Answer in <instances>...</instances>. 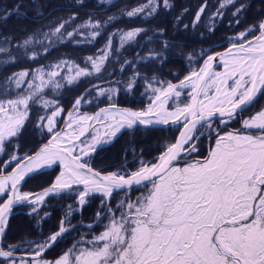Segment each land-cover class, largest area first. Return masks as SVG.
<instances>
[{
  "label": "snow or ice",
  "instance_id": "obj_1",
  "mask_svg": "<svg viewBox=\"0 0 264 264\" xmlns=\"http://www.w3.org/2000/svg\"><path fill=\"white\" fill-rule=\"evenodd\" d=\"M97 3L110 6L115 0ZM76 4L83 6L84 0H76ZM249 6H237V0H218L204 25L206 31L214 34L217 20L223 19L229 7L233 11L228 26H239ZM19 7L3 11L10 16ZM172 8L171 0H145L122 16L147 20L161 9ZM207 9L205 0L184 30L199 26ZM187 12L184 9L176 17L177 25ZM88 16L82 23H75L79 20L75 13L57 18L31 35L25 32V38L14 47L23 51L22 59L36 62L65 42L93 43L119 19L108 16L101 21L93 20L92 13ZM148 31L141 27L115 29L97 54L83 58V67L58 58L0 81L2 264H264V103H258L264 98V19L224 37L229 46L221 52L212 53L209 48L197 55L188 53L189 71L175 83L156 74L139 73L133 61L119 63L121 51ZM165 34L164 29L153 32V36ZM6 40L11 45V38ZM160 44L169 50L167 40ZM11 51V46L0 47V55L10 56ZM166 59L151 49L148 56L137 54L141 62ZM109 61L119 64L121 73L131 67V76L126 81L112 79L117 71L113 69L105 78ZM17 62L11 58L3 65ZM216 63L222 70H216ZM81 78L99 82L90 84L65 109L60 103L62 90L77 85ZM138 86L146 98L143 107L117 103L121 92L132 95ZM105 99L106 106L95 113L82 111ZM37 109L33 123L32 113ZM232 123L239 128L225 131ZM30 124L41 139H47L35 152L20 154V140ZM137 128L175 129L178 135L166 140L164 150L153 160L143 159V150L137 154L133 148L126 149L125 156L131 152L133 159L125 160V165L132 163L135 168L122 166L106 172L93 166L94 155L105 145L122 131L134 134ZM204 140L209 142L206 154L200 150ZM57 168L47 183V174ZM29 180H45L47 186L37 183L38 191H25ZM133 191L140 195L133 199ZM53 197L74 198L79 207L67 205L58 230L43 239L5 246L10 218L18 207L27 209L25 215L40 225L38 234L44 236L43 222L51 216L44 209ZM96 198L100 205L94 222H80L89 233L74 239L55 259H46L51 248L76 230L70 218L82 215L83 208ZM97 226L103 228L99 234L91 231Z\"/></svg>",
  "mask_w": 264,
  "mask_h": 264
},
{
  "label": "trees",
  "instance_id": "obj_2",
  "mask_svg": "<svg viewBox=\"0 0 264 264\" xmlns=\"http://www.w3.org/2000/svg\"><path fill=\"white\" fill-rule=\"evenodd\" d=\"M143 2H145V0H115V3H111L110 6H104L98 4L97 0H84L83 6H78L76 0H0V7H4V9L7 8L8 11H13L15 5H20L19 10L10 16L7 14L3 17L7 12L3 10L0 12V47H12L10 56L7 54L0 55V81H3L4 77L9 76L14 72L34 68L38 65H45L49 62L56 61L58 58L73 59L78 65L85 66L83 58L95 54L101 49L107 39L108 33L115 29L141 27L146 28L149 31L139 36L136 44L126 46L121 51L119 63H123L124 59H127L136 64V70L141 74H147L149 76L156 74L162 79L177 82L189 71L187 60L188 53L191 52L194 55H197L196 53H199L205 47L214 44L216 45L213 46L211 50L223 49L224 46L228 44L224 37H230L231 35L242 31L244 28L262 19L264 15V0H237V6L241 3L250 5L246 12L241 16L242 23L239 26H236L235 24H233L232 27L228 26L233 11V8L229 7L226 10L223 19L217 20L214 34L206 31L204 25L207 22L208 16L217 7L218 0H207L208 9L204 13L200 25L195 29L189 26L187 30H184V25H191L197 9L205 3V0H171L174 4V8L170 11H164L161 9L159 14L154 18L147 20H143L139 17L129 19L126 16H122L123 12L131 10L133 7ZM184 9H188V12L183 15L182 22L177 25L176 17L180 16ZM73 13L79 16V20L75 23H82L87 20L89 18V13L93 14V20L99 19L103 21L108 16H115L119 19L108 26L104 31V34L93 43L77 45L72 41H68L55 47L46 57H43L36 62H29L28 60L21 58L23 56V51L21 50L18 52L14 45L22 42L25 38V32L31 35L34 31L41 29L43 26L55 21L57 18H66ZM158 29L166 30V34L162 36H153V32ZM201 33L204 34L203 38H201ZM148 37H152V42H148ZM6 38H11V45H9ZM162 40L168 41L169 50L165 51L163 49L160 44V41ZM117 41L118 40H115L114 43L117 44ZM150 49L162 53L167 59L163 62L160 60H149L147 62L137 60V54L140 55L141 53L149 52ZM39 51L43 50L39 49ZM7 57L16 58L18 62L4 66L3 61H6L5 59ZM201 62L202 60L200 63ZM118 68L119 64L114 63L113 61L107 62L105 78H107V73L112 72L113 69H117V71L115 75L111 77L112 79H122L126 81L131 76V67H127L123 73H121ZM177 73L178 75H175ZM97 82L99 81L92 78H81L77 85L69 86L62 90L63 98L60 100V103L65 109H69L74 99L83 90L90 86V84ZM142 91V87L138 86L135 88L132 95L121 92L117 103L120 106L143 107L144 103H146V98L141 95ZM106 104L107 100L105 99L104 102L99 103L98 106L96 103H93L90 106L83 107L82 111L93 112L98 109V107ZM37 111L38 109L32 113L33 123L36 121ZM229 126L233 128L236 125L230 124ZM225 129L230 130L229 128ZM175 134V129L172 131H144L137 128L134 134L124 130L114 142L105 145L94 155L93 166L97 169L102 168L106 172L117 170L122 166L135 168L136 165L132 163L125 165V160L131 161L133 159L131 152H128L127 157L125 156L126 149L133 148L137 154L143 150V159L153 160L154 157L164 150L162 144L165 143L166 140L172 138ZM46 139V137L41 139L38 132L34 130L30 124L25 130L23 137H21L20 154L32 152L35 146L44 142ZM200 150L202 154H206V140L201 144ZM4 159H7V157H4ZM58 169L59 168L47 174V183L51 182V179L54 178ZM37 183H39L40 186H47L45 180H29L27 184H25L23 190H39ZM121 194L113 200V204L117 202ZM48 205L49 207L45 208L44 211L50 212L51 216L43 222V237L40 236L37 231L40 225H37L33 219L25 215L27 209L20 207L16 208L10 218L7 235L4 237L5 246L9 244H17L25 239H43L58 229L57 226L61 220L62 214L66 211L67 205H72L73 208L79 207L74 203V198L69 199L67 197L49 198ZM99 205V199H94L87 207L83 208L82 215L74 214L70 218L71 224L81 220L83 223H93L96 213L99 210ZM75 225L77 226L76 230L68 233L61 242L51 248V250L46 253V259H55L61 254L62 250L67 249L73 244L74 239H79L81 234L89 233L88 228L82 227L80 224ZM102 230V227L97 226L91 231L95 234H99ZM87 238L90 239L91 235H88ZM0 264H2V261H0Z\"/></svg>",
  "mask_w": 264,
  "mask_h": 264
},
{
  "label": "rangeland",
  "instance_id": "obj_3",
  "mask_svg": "<svg viewBox=\"0 0 264 264\" xmlns=\"http://www.w3.org/2000/svg\"><path fill=\"white\" fill-rule=\"evenodd\" d=\"M1 5V4H0ZM2 10H4V7H0V12L2 11ZM264 16V15H263ZM86 21V20H85ZM231 36H233V35H231ZM118 40V39H117ZM216 44H214V45H212V46H208V47H205L203 50H207V49H209V48H212L213 46H215ZM116 46H118V41H117V44H113V47H116ZM227 46H229L228 44L226 45V46H224V48H226ZM223 48V49H224ZM220 50H222V49H220ZM220 50H217V49H213V50H211V52L212 53H214V52H217V51H220ZM98 52V51H97ZM97 52L95 53V54H97ZM199 52V51H198ZM201 52V51H200ZM199 52V53H200ZM199 53H196V54H199ZM95 54H91V55H95ZM209 54H211V53H209ZM29 55H31V52L29 53ZM149 55V52H144V53H141L139 56H141V57H143V56H148ZM90 56V55H89ZM12 57H7L5 60H10ZM60 59H67V60H71V61H74L73 59H68V58H60ZM55 62V61H54ZM203 62V61H202ZM201 62V63H202ZM76 64H78L77 62H75ZM81 66V65H80ZM83 67V66H82ZM35 68V67H34ZM215 68H216V70H222V67L221 66H219V64L217 63L216 64V66H215ZM187 74V73H186ZM185 74V75H186ZM184 77V76H183ZM49 96H50V98H56L55 96H53L51 93H49ZM258 103H264V98H261V100L258 102ZM258 106V105H257ZM128 107V106H127ZM245 115H247V113L245 114ZM236 125V126H234L233 128H239V124H236V123H232V125ZM230 130L232 129V127H228ZM225 131H228L227 129H225ZM176 135V134H175ZM206 143H207V140H206ZM163 151V150H162ZM161 151V152H162ZM142 191V190H141ZM121 195H123V194H121ZM131 195H132V198L134 199L136 196H138V195H140V191H133L132 193H131ZM120 197V196H119ZM58 230V229H57ZM56 230V231H57Z\"/></svg>",
  "mask_w": 264,
  "mask_h": 264
},
{
  "label": "water",
  "instance_id": "obj_4",
  "mask_svg": "<svg viewBox=\"0 0 264 264\" xmlns=\"http://www.w3.org/2000/svg\"><path fill=\"white\" fill-rule=\"evenodd\" d=\"M7 14H8V13L4 14L3 17L6 16ZM262 19H264V16H263ZM227 47H228V46H227ZM227 47H226V48H227ZM224 49H225V48H224ZM224 49H222V50H220V51H217V52H221V51H223ZM216 64H217V63H216ZM216 64H214V67L216 66ZM181 79H183V77H182ZM88 87H89V86H88ZM88 87H87V88H88ZM84 91H85V90H83V91H82L77 97L81 96V94H82ZM77 97H76V98H77ZM76 98H75V99H76ZM75 99H74V100H75ZM104 106H106V105H103V106H101V107H104ZM122 107H127V106H122ZM70 108H71V107H70ZM70 108H69V109H70ZM97 110H98V109H96V110L93 111V112L88 111V113H95ZM65 115H66V113H65ZM176 135H178V132H176ZM45 142H46V140H45L44 142L39 143L37 146H35L34 149L32 150V152H35V151H36V150H37V149H38L43 143H45ZM208 143H209V142L207 141V143H206V152H207V146H208ZM158 155H159V154H158ZM158 155H157V156H158ZM157 156H156V157H157ZM13 167H14V165H13ZM8 171H11V168H10ZM112 171H115V170H112ZM36 191H38V190H36ZM14 210H15V209H14ZM13 213H14V211H13ZM80 222H81V221L76 222V223H73L72 225L80 224ZM83 224H91V223H83Z\"/></svg>",
  "mask_w": 264,
  "mask_h": 264
}]
</instances>
